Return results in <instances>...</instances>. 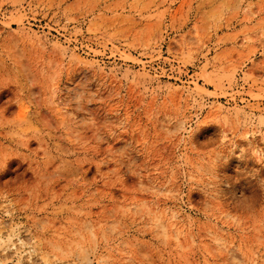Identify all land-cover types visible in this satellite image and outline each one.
<instances>
[{
    "label": "rangeland",
    "instance_id": "1",
    "mask_svg": "<svg viewBox=\"0 0 264 264\" xmlns=\"http://www.w3.org/2000/svg\"><path fill=\"white\" fill-rule=\"evenodd\" d=\"M0 264H264V0H0Z\"/></svg>",
    "mask_w": 264,
    "mask_h": 264
}]
</instances>
